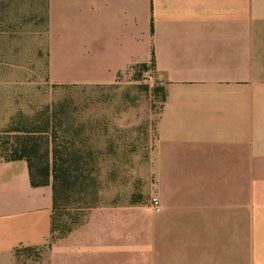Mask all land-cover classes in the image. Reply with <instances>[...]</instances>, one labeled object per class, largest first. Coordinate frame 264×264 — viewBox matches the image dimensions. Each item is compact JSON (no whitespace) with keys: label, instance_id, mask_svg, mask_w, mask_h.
Segmentation results:
<instances>
[{"label":"crops","instance_id":"crops-1","mask_svg":"<svg viewBox=\"0 0 264 264\" xmlns=\"http://www.w3.org/2000/svg\"><path fill=\"white\" fill-rule=\"evenodd\" d=\"M47 18L54 83L113 84L155 59L158 205L95 209L18 260L50 242L53 189L0 160V264H264V0H47ZM140 209L143 231L120 232Z\"/></svg>","mask_w":264,"mask_h":264},{"label":"rangeland","instance_id":"rangeland-1","mask_svg":"<svg viewBox=\"0 0 264 264\" xmlns=\"http://www.w3.org/2000/svg\"><path fill=\"white\" fill-rule=\"evenodd\" d=\"M142 26L143 19L136 16ZM162 85L154 70L138 76L121 74L113 84L54 83L49 72L47 0H0V145L12 118L33 115L43 107L73 98L82 122L83 137L96 142L102 183L100 204L90 210L146 204L157 197L153 173L156 125L163 105ZM7 156L0 148V160ZM156 206V205H155ZM107 216L126 212L104 211ZM96 216V215H95ZM120 219V232H142L143 211ZM40 256L22 261L35 262Z\"/></svg>","mask_w":264,"mask_h":264},{"label":"trees","instance_id":"trees-1","mask_svg":"<svg viewBox=\"0 0 264 264\" xmlns=\"http://www.w3.org/2000/svg\"><path fill=\"white\" fill-rule=\"evenodd\" d=\"M155 69L153 58L151 64L139 63L129 71L135 70L140 76ZM158 90L164 103L165 88L162 86ZM76 102L67 98L33 115L19 113L5 131L0 148L6 153V161H27L32 185H51L53 189L50 242L41 247L17 249L18 260L38 251L40 256L36 261H39L56 241L84 225L90 210L100 204L102 183L96 142L93 137L82 136L86 122L80 120Z\"/></svg>","mask_w":264,"mask_h":264},{"label":"built area","instance_id":"built-area-1","mask_svg":"<svg viewBox=\"0 0 264 264\" xmlns=\"http://www.w3.org/2000/svg\"><path fill=\"white\" fill-rule=\"evenodd\" d=\"M153 203H154L155 205H158V198H154V199H153Z\"/></svg>","mask_w":264,"mask_h":264}]
</instances>
